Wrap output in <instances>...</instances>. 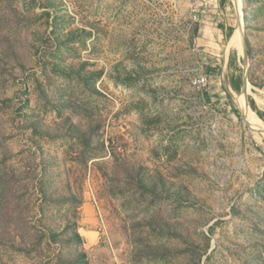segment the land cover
Instances as JSON below:
<instances>
[{"label": "rangeland", "instance_id": "374dc122", "mask_svg": "<svg viewBox=\"0 0 264 264\" xmlns=\"http://www.w3.org/2000/svg\"><path fill=\"white\" fill-rule=\"evenodd\" d=\"M227 3L264 115V0ZM199 11L0 0V264H264V134L243 116L263 127L241 48L210 68Z\"/></svg>", "mask_w": 264, "mask_h": 264}, {"label": "crops", "instance_id": "0c3cea01", "mask_svg": "<svg viewBox=\"0 0 264 264\" xmlns=\"http://www.w3.org/2000/svg\"><path fill=\"white\" fill-rule=\"evenodd\" d=\"M197 2L200 11L196 44L202 53L207 54L209 67L219 71L228 65L232 53L231 41L233 38L226 45L227 32L232 28V21L228 13V1L223 8L220 5V0H197Z\"/></svg>", "mask_w": 264, "mask_h": 264}, {"label": "water", "instance_id": "95a60500", "mask_svg": "<svg viewBox=\"0 0 264 264\" xmlns=\"http://www.w3.org/2000/svg\"><path fill=\"white\" fill-rule=\"evenodd\" d=\"M237 11V10H236ZM238 30L240 33V39H241V53H242V64H243V74H242V83H241V89H240V96L244 99V106L246 112L250 110L249 103H248V54H247V46L244 38V31L242 28V24L240 21H238ZM243 121L245 125L253 132L264 134V128H252L250 124L248 123L245 116H243Z\"/></svg>", "mask_w": 264, "mask_h": 264}, {"label": "bare ground", "instance_id": "6f19581e", "mask_svg": "<svg viewBox=\"0 0 264 264\" xmlns=\"http://www.w3.org/2000/svg\"><path fill=\"white\" fill-rule=\"evenodd\" d=\"M238 1V0H237ZM236 10L238 12V14L240 15V12H241V4L239 2V4H236ZM232 45L236 46L237 49L238 48H241V39H240V33H239V30L236 31L234 37H233V40L231 41ZM231 45V44H230ZM238 101H239V104L240 106L242 107V109L246 112L245 110V106H244V100H243V97L240 96L238 98ZM237 101V102H238ZM250 118L260 127H263L264 128V123L259 119V117L250 109L248 112H246Z\"/></svg>", "mask_w": 264, "mask_h": 264}, {"label": "trees", "instance_id": "16d2710c", "mask_svg": "<svg viewBox=\"0 0 264 264\" xmlns=\"http://www.w3.org/2000/svg\"><path fill=\"white\" fill-rule=\"evenodd\" d=\"M228 0H220V5H221V7L223 8L224 6H225V4H226V2H227ZM231 31H232V29H229L228 30V32H227V35H226V37H227V39L230 37V35H231ZM246 46H247V48H248V44H247V42H246ZM230 60H231V55H230ZM229 60V61H230ZM241 82H231V85H232V88H233V90L234 91H238L239 90V84H240ZM254 109V111L256 112V114H257V116L260 118V119H262V120H264V115H262L258 110H256L255 108H253ZM248 121V123L250 124V121L249 120H247Z\"/></svg>", "mask_w": 264, "mask_h": 264}, {"label": "built area", "instance_id": "2783aa9c", "mask_svg": "<svg viewBox=\"0 0 264 264\" xmlns=\"http://www.w3.org/2000/svg\"><path fill=\"white\" fill-rule=\"evenodd\" d=\"M196 8V7H195ZM195 13L197 12L196 10L194 11ZM196 18V15H194V19ZM192 85L193 87L201 90L204 89L207 85V77L205 76H201V77H197L192 81Z\"/></svg>", "mask_w": 264, "mask_h": 264}]
</instances>
